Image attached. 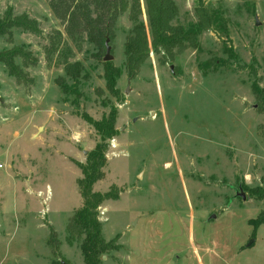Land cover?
<instances>
[{"label":"rangeland","instance_id":"1","mask_svg":"<svg viewBox=\"0 0 264 264\" xmlns=\"http://www.w3.org/2000/svg\"><path fill=\"white\" fill-rule=\"evenodd\" d=\"M50 1L0 0V18L38 29L0 37L19 72L0 61V264H84L66 225L82 205L79 164L101 141L86 117L111 110L116 135L92 190L117 194L98 208L116 248L99 264H264V0H174V25L196 24L201 3L217 26L198 49L149 51L132 72L128 12L106 61L105 42L69 35ZM74 62L76 100L58 85ZM106 62L119 69L108 84Z\"/></svg>","mask_w":264,"mask_h":264},{"label":"trees","instance_id":"2","mask_svg":"<svg viewBox=\"0 0 264 264\" xmlns=\"http://www.w3.org/2000/svg\"><path fill=\"white\" fill-rule=\"evenodd\" d=\"M56 4L60 5L61 13L56 10ZM50 6L65 22L69 35L77 32L96 48H102L104 42L113 38L117 17L128 12L132 28L124 43L123 66L129 72L134 71L142 63L149 51H168L173 48L183 50L188 47L198 49L197 38L200 33L217 26L214 11H210L201 3L194 9L196 24L187 28L172 23L178 16L174 0H51ZM142 6L146 15V26L140 20ZM17 28L30 32L38 31L36 23L27 17L11 18L10 14H6L0 18V37L10 36L12 29ZM0 61L5 63L10 75L18 76V67L13 61V55L9 52H0ZM104 64L108 84L118 76L119 69L112 68L109 62ZM63 70L71 83L61 81L58 85L63 94L73 95L76 100L79 96V82L84 79L82 74L80 75L82 68L79 63L74 62L67 63ZM259 96L264 103V95ZM86 121L95 129L101 141L88 153L86 162L79 164L82 177L77 183L82 205L74 211L67 222L66 242L69 245H78L84 264H99L104 255L116 248L113 240L105 241L102 236L98 208L104 200L114 199L117 194L92 190L93 184L104 177L106 141L116 135L115 111L111 110L99 121L89 117H86ZM263 219L259 220L257 225L263 223Z\"/></svg>","mask_w":264,"mask_h":264},{"label":"water","instance_id":"3","mask_svg":"<svg viewBox=\"0 0 264 264\" xmlns=\"http://www.w3.org/2000/svg\"><path fill=\"white\" fill-rule=\"evenodd\" d=\"M105 47H106V55H105V57H104V59L107 61V60H109V58H110V55H109V46H108V42L106 41L105 42ZM86 153V152H85ZM239 193H237L238 194V196L239 197H241L242 199H244L245 197H244V194H243V192L241 191V189L239 188ZM252 243V240L248 243V245H250ZM102 258H104V256L102 257ZM62 263V262H61ZM62 264H66V263H62Z\"/></svg>","mask_w":264,"mask_h":264}]
</instances>
